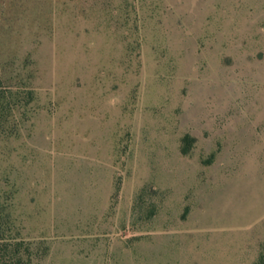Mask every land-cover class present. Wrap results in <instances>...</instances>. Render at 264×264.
Masks as SVG:
<instances>
[{"label": "rangeland", "instance_id": "1", "mask_svg": "<svg viewBox=\"0 0 264 264\" xmlns=\"http://www.w3.org/2000/svg\"><path fill=\"white\" fill-rule=\"evenodd\" d=\"M0 215L31 264H264V0H0Z\"/></svg>", "mask_w": 264, "mask_h": 264}, {"label": "trees", "instance_id": "2", "mask_svg": "<svg viewBox=\"0 0 264 264\" xmlns=\"http://www.w3.org/2000/svg\"><path fill=\"white\" fill-rule=\"evenodd\" d=\"M0 215V264H31L32 251L22 238L9 236Z\"/></svg>", "mask_w": 264, "mask_h": 264}]
</instances>
